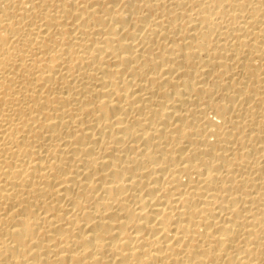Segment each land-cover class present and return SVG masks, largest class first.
I'll return each instance as SVG.
<instances>
[{"label":"bare ground","instance_id":"bare-ground-1","mask_svg":"<svg viewBox=\"0 0 264 264\" xmlns=\"http://www.w3.org/2000/svg\"><path fill=\"white\" fill-rule=\"evenodd\" d=\"M0 264H264V0H0Z\"/></svg>","mask_w":264,"mask_h":264}]
</instances>
